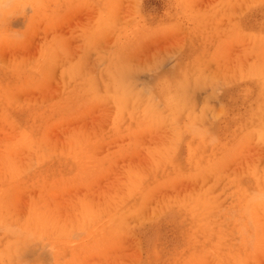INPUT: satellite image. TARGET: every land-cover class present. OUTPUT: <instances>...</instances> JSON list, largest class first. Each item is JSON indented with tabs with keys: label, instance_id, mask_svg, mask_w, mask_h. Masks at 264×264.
I'll list each match as a JSON object with an SVG mask.
<instances>
[{
	"label": "rangeland",
	"instance_id": "1",
	"mask_svg": "<svg viewBox=\"0 0 264 264\" xmlns=\"http://www.w3.org/2000/svg\"><path fill=\"white\" fill-rule=\"evenodd\" d=\"M0 264H264V0H0Z\"/></svg>",
	"mask_w": 264,
	"mask_h": 264
},
{
	"label": "bare ground",
	"instance_id": "2",
	"mask_svg": "<svg viewBox=\"0 0 264 264\" xmlns=\"http://www.w3.org/2000/svg\"><path fill=\"white\" fill-rule=\"evenodd\" d=\"M235 54V53H234ZM238 54V53H237ZM247 54V53H246ZM245 54V55H246ZM232 56H233V53L231 54ZM230 55V56H231ZM229 56V55H228ZM236 55H234V57H235ZM244 56V55H243ZM238 57V56H237ZM240 58V57H239ZM247 58V57H246ZM229 59H230V57H229ZM232 59H233V57H232ZM232 59H231V62H232ZM237 60H238V58H236ZM235 58H234V60H236ZM219 60V59H218ZM248 59H246V61H247ZM220 61V60H219ZM244 61V60H243ZM216 62V61H215ZM254 62V61H253ZM217 63V62H216ZM242 63V62H241ZM229 64H230V61H229ZM244 64V63H243ZM224 65H227V64H224ZM243 67V66H242ZM224 68V67H223ZM215 70V69H214ZM243 70V69H242ZM42 76V75H41ZM146 92V91H145ZM149 93V92H148ZM143 95V94H142ZM194 103V102H193ZM193 106H194V104H193ZM221 110V109H220ZM216 113V112H215ZM209 118H210V116H208ZM248 118V117H247ZM209 120V119H208ZM207 120V121H208ZM208 122H210V120L208 121ZM192 128V127H191ZM195 129V128H194ZM194 129H191V130H194ZM207 138V137H206ZM211 139V138H210ZM70 147V146H69ZM70 152V151H69ZM157 152V151H156ZM129 169V168H128ZM130 169H132V168H130ZM130 171V170H129ZM137 171V170H136ZM129 175V174H128ZM213 189V188H212ZM249 192V191H248ZM260 194V193H259ZM43 209V208H42ZM85 209V208H84ZM39 210V209H38ZM41 210V209H40ZM42 211V210H41ZM45 211V210H44ZM32 212V211H31ZM33 213V212H32ZM31 214V213H30ZM39 215V214H38ZM34 218L35 217H33V220H34ZM40 218V217H39ZM44 218V217H43ZM50 219H51V217H50ZM31 220V219H30ZM36 220H37V218H36ZM47 220V219H46ZM46 220H45V222H46ZM49 220V219H48ZM52 220V219H51ZM51 220H50V222H51ZM91 220H92V218H91ZM38 221V220H37ZM44 222V221H43ZM49 222V223H50ZM45 224V223H44ZM53 224V223H52ZM41 225H42V223H41ZM46 226V225H45ZM47 226H48V223H47ZM51 229V228H50ZM49 229V230H50ZM53 230V229H52ZM57 230V229H56ZM104 233V232H103ZM52 234V233H51ZM100 235V234H99ZM104 235V234H103ZM248 235H250V234H248ZM49 236V235H48ZM105 236V235H104ZM113 236V235H112ZM110 237V236H109Z\"/></svg>",
	"mask_w": 264,
	"mask_h": 264
}]
</instances>
